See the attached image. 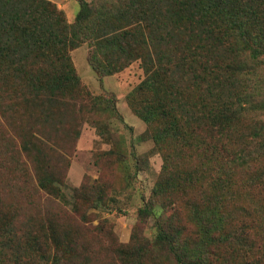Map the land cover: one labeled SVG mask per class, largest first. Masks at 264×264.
<instances>
[{
  "label": "trees",
  "instance_id": "trees-1",
  "mask_svg": "<svg viewBox=\"0 0 264 264\" xmlns=\"http://www.w3.org/2000/svg\"><path fill=\"white\" fill-rule=\"evenodd\" d=\"M83 43L100 79L141 62L145 79L128 99L156 128L163 166L153 198L174 206L184 200L195 232L159 221L152 241L135 234L129 244L114 242L115 258L99 262L79 228L55 213L18 227L15 207L5 208L0 194V264H148L155 251L166 264H264V242L253 238H264V166L256 164L264 160V0H81L72 23L50 0H0V127L15 132L1 137L21 142L39 190L60 200L65 176L45 167L49 150L61 155L56 146L71 140V123L88 101L89 112L97 111L71 56ZM104 100L119 118L115 98ZM99 128L111 143L108 123ZM13 150L1 148L0 169L11 171ZM248 187L260 194H246L258 203L243 209L249 221L222 218L228 197ZM74 197L99 200L80 188ZM154 209L148 203L140 214L156 218Z\"/></svg>",
  "mask_w": 264,
  "mask_h": 264
},
{
  "label": "rangeland",
  "instance_id": "rangeland-1",
  "mask_svg": "<svg viewBox=\"0 0 264 264\" xmlns=\"http://www.w3.org/2000/svg\"><path fill=\"white\" fill-rule=\"evenodd\" d=\"M50 1L57 4L58 8L65 12L66 17L67 13L77 15L81 7V0ZM85 1L92 4L98 2V0ZM65 5H67V13L64 10ZM91 49L89 43H83L71 51V56L80 78L82 92L89 94L86 99L98 100L97 111L89 112L92 105L88 101L86 106H83L84 113L79 112L77 119L71 123L75 126V130L71 132V140H66L60 147L56 146L57 152L61 155L53 158L52 151L49 150L45 162V167L51 172L63 173L65 176L64 183L61 184L63 200L39 190L36 165L31 162L32 156L21 151L20 141L10 139L5 142V138L1 137L2 131H10L14 135L15 132L10 128L6 130L1 127L0 152L1 148L5 150L13 147L15 150H13L11 171L0 169L2 176L0 194L3 195L5 208L10 205L15 207L18 215L15 224L18 227H22L25 222L29 226H35L39 215L48 211L55 213L60 220L61 217L63 218L65 222L61 221L65 226L72 225L71 227L79 228V236L91 243V248L96 250L95 260L101 262V258H115L114 246L112 247L114 242L129 244L135 234L140 235L143 240L152 241L156 236V226L159 221L168 222L167 224L171 226L175 222L192 235L195 232V225L191 222L192 210L184 205L182 202L184 200L176 199L180 200V203L174 206L173 203L167 205L153 198L154 188L163 166V157L155 146L153 138L156 128L138 115L131 105V100L129 102L128 99L145 79L141 62L134 61L122 71L100 79L99 74L88 61ZM260 73L264 74V68ZM110 97L115 98L119 118L104 107V99ZM135 98L138 102V96ZM142 99H145L144 95ZM262 118L264 120V115ZM70 119L69 117L68 120ZM102 123L105 125L108 123L106 137L112 141L111 143L100 135L99 126ZM77 131L80 133L78 139H76ZM28 135L30 138L29 131ZM112 147L116 150L118 148L119 154H106ZM120 158H124V161L123 159L119 161ZM6 160L7 156H4L2 166L9 165L4 164ZM256 164L257 168L262 170L264 160ZM245 178L244 173L237 174L239 183ZM9 181L15 186L6 187ZM79 188L86 194L97 193L99 200L92 197L88 202L84 200L75 202L80 198L74 197L75 190ZM247 192L255 199L260 195L258 188L248 187L238 191L236 197L232 199L228 197L229 204L226 208L223 207L225 210L220 214L222 218L234 220L235 223L249 221V217L244 216L243 209L253 208L258 203L254 198L247 196ZM148 203L154 204L156 218L153 215L147 218L141 216L140 210ZM253 238L264 242L260 233ZM147 259L148 264H166L158 251H155L154 255H148ZM239 261L240 258H235L232 264Z\"/></svg>",
  "mask_w": 264,
  "mask_h": 264
},
{
  "label": "crops",
  "instance_id": "crops-1",
  "mask_svg": "<svg viewBox=\"0 0 264 264\" xmlns=\"http://www.w3.org/2000/svg\"><path fill=\"white\" fill-rule=\"evenodd\" d=\"M64 10H65L66 13H67V5H65ZM73 17H74V18H73ZM75 17H76V15L73 16V15H69V14L67 13V18H68V20H69L70 22H72V21L75 19Z\"/></svg>",
  "mask_w": 264,
  "mask_h": 264
}]
</instances>
